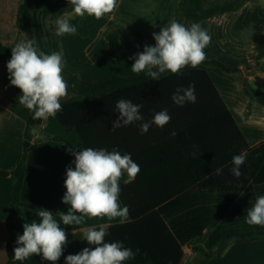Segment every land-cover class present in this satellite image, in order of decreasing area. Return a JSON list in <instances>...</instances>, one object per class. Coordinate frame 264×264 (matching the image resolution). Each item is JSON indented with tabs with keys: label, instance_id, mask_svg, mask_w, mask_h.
Instances as JSON below:
<instances>
[{
	"label": "crops",
	"instance_id": "0c3cea01",
	"mask_svg": "<svg viewBox=\"0 0 264 264\" xmlns=\"http://www.w3.org/2000/svg\"><path fill=\"white\" fill-rule=\"evenodd\" d=\"M20 2L0 0V43L10 48L21 39H31L15 24ZM178 2L119 0V7L101 19L87 14L79 17L73 11L63 14L61 17L67 18L77 28L75 35L59 36V49L64 60L63 74L78 79V84L73 85L76 91L86 83L109 78L111 53L104 33L118 26L121 36L131 43L135 52L127 51L121 42L117 44L118 75L121 78L138 75L131 71L136 54L154 41V32L159 33L161 27L174 19ZM200 25L211 36V43L205 49L206 60H215L239 71L232 79L214 71H208V77L243 136V141H238L239 154L246 153V160L240 169L242 176L235 178L230 171L232 167L223 168V175L217 174V169H214L201 180L207 181L206 187L201 185V181H195L185 188L177 180L169 182L168 171L149 162L138 176V184L130 195V211L126 221L85 217L81 227L72 230L61 223L60 226L67 233L68 244L56 264H65L67 255L92 247L87 244L80 229L96 227L98 230L103 223L110 225L106 242H122L124 247L137 253L134 259L124 264H200L202 256L192 250V241L209 235L221 224L218 232L249 231L261 234L252 240L229 242L209 264H264V227L250 226L245 222L247 211L258 196L264 195V134L250 131L247 125L241 126L233 114L240 105L255 106L253 102L249 103L250 99L243 92L244 78L249 86L264 92V72L255 65L257 43L264 42V0L247 2L236 11L205 19ZM10 58L0 62V171L6 172H11L16 166L22 151L26 121L31 114L19 104L20 90L10 84L6 67ZM259 63H264V55ZM255 108L260 110L258 106ZM31 134L20 199L25 204L52 211L54 218L59 219V212L67 213L70 207L62 203V197L66 192V169L75 167V157L72 154L74 151L65 143L50 140L47 135L62 137L79 149H83V144L75 131L64 130L56 116L38 120ZM132 136L135 140L134 154L145 157L146 153L137 155V135ZM13 182L14 177L10 174L0 176V264L7 262L8 231L5 219ZM36 213L32 208L21 207V215L15 221L16 240L23 234L24 223L39 222ZM188 230L191 233L187 235L191 236L187 237V241L192 240L185 242V231ZM193 231L196 234L193 235ZM15 264L48 262L32 255Z\"/></svg>",
	"mask_w": 264,
	"mask_h": 264
},
{
	"label": "trees",
	"instance_id": "16d2710c",
	"mask_svg": "<svg viewBox=\"0 0 264 264\" xmlns=\"http://www.w3.org/2000/svg\"><path fill=\"white\" fill-rule=\"evenodd\" d=\"M256 0H179L175 10L174 19L190 26L193 22L201 23L203 20L226 12L240 9L247 2ZM73 11V6L68 0H21L16 12V27L35 39L37 47L45 54L60 51L59 36L56 33V20L63 14ZM111 53V75L109 78L84 84L76 91L73 85L78 84V79L73 76H65L68 91L75 95L63 101V111L57 114V119L66 132L75 131L79 136L83 149H116L121 154H131L132 159L139 164L140 172L134 180L125 183V177L120 181L122 189L120 202L127 205L130 211V195L138 184V176L141 175L149 162L156 167L165 168L168 171L169 182L177 180L185 188L201 181L210 170L233 167L231 158L239 154V142L243 136L238 129L233 117L226 108L222 99L212 85L208 71L232 79L238 70L229 68L215 60H206L198 68L186 67L180 74L171 72L160 74L153 80L147 72H142L127 78L118 75L116 66V46L121 42L124 48L133 52L131 43L121 36V29L113 26L105 31ZM155 40L149 45L154 46ZM256 67L264 72V63L259 59L264 55V42L257 43ZM11 49L0 43V62H5L11 57ZM195 85V103L176 105L171 97L178 87L187 88ZM245 95L264 106V92L258 91L248 84L243 86ZM131 100L134 104L142 105L140 109L144 121H137L127 126L114 128L113 121L119 117L115 104L119 99ZM167 109L171 121L163 128L152 125L146 134H141L140 124L151 121L155 113ZM38 120L33 119L31 112L25 125L22 151L15 168L11 172L0 171V176L12 175L14 182L10 191V203L5 219L8 231L6 246V264H15L13 249L15 248L16 232L15 221L21 215V207H29L39 211L40 207L25 204L20 199V192L25 176L26 157L31 141V131ZM136 142L137 155L133 150ZM146 140L144 142L141 140ZM146 137H149L148 141ZM47 138L65 143L69 149L78 152L79 149L62 137L49 136ZM148 141V142H147ZM148 152H145V151ZM195 153V155H193ZM223 175V174H220ZM206 187L207 181H201ZM187 194V193H185ZM187 210H185L186 213ZM188 225V224H187ZM190 225V224H189ZM222 227L221 225H218ZM215 227L209 235L196 239L192 250L201 254L200 264H209L219 255L216 248L226 239L229 241H247L255 239L256 232H218ZM81 225H66L69 230L80 228ZM192 227V226H191ZM191 229V228H190ZM189 231V232H188ZM185 231V242L187 233ZM196 234L193 231V235ZM264 235V234H262ZM216 237V238H214Z\"/></svg>",
	"mask_w": 264,
	"mask_h": 264
},
{
	"label": "clouds",
	"instance_id": "9594fccd",
	"mask_svg": "<svg viewBox=\"0 0 264 264\" xmlns=\"http://www.w3.org/2000/svg\"><path fill=\"white\" fill-rule=\"evenodd\" d=\"M76 16L103 18L119 7V0H68ZM76 26L67 18L56 20V35H75ZM154 46L145 45L144 50L136 54L131 71L135 74L147 72L153 80L160 73L180 74L182 69L198 68L207 59L206 47L211 43V36L199 23L190 26L173 19L153 33ZM10 84L20 90L19 104L33 113L34 120L55 117L63 111V101L70 95L67 81L63 77L64 60L61 51L45 54L37 47L35 39H21L11 49V58L7 62ZM155 69V71H154ZM159 73V74H158ZM172 101L183 106L195 103V85L187 88L178 87L171 97ZM142 105L131 100L119 99L115 104L119 117L113 121V127H121L144 121L140 109ZM171 121L167 109L155 113L151 121L140 124L141 134H146L154 124L163 128ZM70 151V150H69ZM75 167H67L64 187L66 192L62 203L69 205L67 213L59 212V219L53 212L40 208L36 213L39 222L23 224V234L16 240L13 259L23 261L32 255L40 256L48 264H56L64 254L68 244L66 231L60 226L81 225L87 218H106L109 221L119 219L124 222L129 217V207L121 206L120 181L127 174L125 183L131 182L140 172V166L131 154H121L116 149L85 148L72 152ZM195 155V153H193ZM246 160V153L234 155L231 173L239 179L241 166ZM217 174L223 169L218 168ZM79 213V215L74 214ZM245 222L250 226L264 227V195L258 196L254 205L247 211ZM109 224L81 228L88 245L77 254L65 257V264H124L134 259L136 252L124 247L122 242H106ZM139 252V249H137Z\"/></svg>",
	"mask_w": 264,
	"mask_h": 264
},
{
	"label": "rangeland",
	"instance_id": "374dc122",
	"mask_svg": "<svg viewBox=\"0 0 264 264\" xmlns=\"http://www.w3.org/2000/svg\"><path fill=\"white\" fill-rule=\"evenodd\" d=\"M254 103L255 106L240 105L237 111H233L235 118L241 126L247 125L250 131L256 134H264V106L257 104L254 100H249V103ZM252 105V104H251ZM259 107L260 110H256L255 107ZM251 111V113H249ZM262 118V120H261ZM246 121V124H245Z\"/></svg>",
	"mask_w": 264,
	"mask_h": 264
},
{
	"label": "water",
	"instance_id": "95a60500",
	"mask_svg": "<svg viewBox=\"0 0 264 264\" xmlns=\"http://www.w3.org/2000/svg\"><path fill=\"white\" fill-rule=\"evenodd\" d=\"M154 71H155V69H154ZM165 73V72H164ZM159 74V73H158ZM160 74H163V73H160ZM159 74V75H160ZM244 74H246V71H244ZM242 85L243 86H245V85H247V81H246V78H244L243 79V81H242ZM75 95V92H70V95L68 96V97H66L65 98V100H67V99H69L70 97H72V96H74ZM64 100V101H65ZM126 177H127V175H126ZM229 239H225L217 248H216V250H217V252L218 253H221L222 251H223V249L229 244Z\"/></svg>",
	"mask_w": 264,
	"mask_h": 264
}]
</instances>
